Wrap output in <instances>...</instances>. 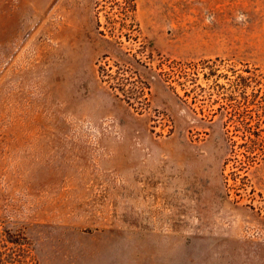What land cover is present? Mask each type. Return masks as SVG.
<instances>
[{
  "label": "rangeland",
  "instance_id": "rangeland-1",
  "mask_svg": "<svg viewBox=\"0 0 264 264\" xmlns=\"http://www.w3.org/2000/svg\"><path fill=\"white\" fill-rule=\"evenodd\" d=\"M0 264H264V0H0Z\"/></svg>",
  "mask_w": 264,
  "mask_h": 264
},
{
  "label": "trees",
  "instance_id": "trees-1",
  "mask_svg": "<svg viewBox=\"0 0 264 264\" xmlns=\"http://www.w3.org/2000/svg\"><path fill=\"white\" fill-rule=\"evenodd\" d=\"M102 72L106 73V71H104V69L101 70Z\"/></svg>",
  "mask_w": 264,
  "mask_h": 264
}]
</instances>
